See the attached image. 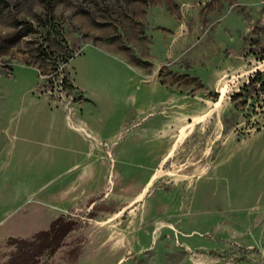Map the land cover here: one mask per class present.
<instances>
[{
	"label": "rangeland",
	"instance_id": "obj_1",
	"mask_svg": "<svg viewBox=\"0 0 264 264\" xmlns=\"http://www.w3.org/2000/svg\"><path fill=\"white\" fill-rule=\"evenodd\" d=\"M257 71L264 0H0V264H264Z\"/></svg>",
	"mask_w": 264,
	"mask_h": 264
},
{
	"label": "crops",
	"instance_id": "obj_2",
	"mask_svg": "<svg viewBox=\"0 0 264 264\" xmlns=\"http://www.w3.org/2000/svg\"><path fill=\"white\" fill-rule=\"evenodd\" d=\"M181 47H183V46H181ZM181 47H180L179 49H182ZM189 57H190L192 63L194 64V47H192V48L190 49ZM179 95H180V96L182 95L181 92H175V96H174V98L179 97ZM166 98H167V96H166V92H165V91L162 92V93H160V94H158V95H151L149 92H146V93L142 96V99H143V101H144L143 105H145V106L149 104V101H150L151 99H153L154 101L157 100V101L159 102V104H160V102H163ZM193 109H194V108H193ZM191 126H194V120H193L192 122H189V123H187V124H184L183 126L180 127L178 133H177L176 136H175V141H174V143L172 144V146H171L170 148L175 147V146H178V144L180 143V142L178 141L179 138H180L181 136H183L184 131H185L187 128L191 127ZM82 129H84V128H82ZM82 129H81V128H77L76 130H77L78 132L80 131V133H81V132H83ZM84 131H85V133H84V134L81 133V134H83L84 136H86V137H88V138H91V139H93V140H97V135H96L95 132H94L92 129H90L88 126H85ZM149 183H150V182H149ZM141 194H142V193H141Z\"/></svg>",
	"mask_w": 264,
	"mask_h": 264
},
{
	"label": "trees",
	"instance_id": "obj_3",
	"mask_svg": "<svg viewBox=\"0 0 264 264\" xmlns=\"http://www.w3.org/2000/svg\"><path fill=\"white\" fill-rule=\"evenodd\" d=\"M264 71H257V75L258 76H262ZM64 82L67 81V78L64 77L63 78ZM264 84V83H263ZM62 219V217L57 218L56 220L53 221V223L51 224V228L49 230L46 231H42L40 234H47L49 233V231H53V232H57L56 228L59 226V221ZM73 230L72 227H68L67 229L63 230V236L68 235L71 231Z\"/></svg>",
	"mask_w": 264,
	"mask_h": 264
},
{
	"label": "bare ground",
	"instance_id": "obj_4",
	"mask_svg": "<svg viewBox=\"0 0 264 264\" xmlns=\"http://www.w3.org/2000/svg\"><path fill=\"white\" fill-rule=\"evenodd\" d=\"M83 130V134L85 133V131H84V129H82Z\"/></svg>",
	"mask_w": 264,
	"mask_h": 264
}]
</instances>
